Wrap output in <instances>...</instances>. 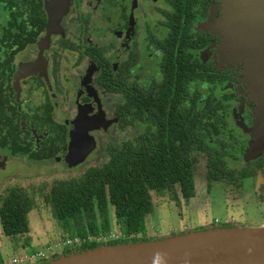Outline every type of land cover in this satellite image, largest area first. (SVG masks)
<instances>
[{"label": "flooded vegetation", "instance_id": "af4514ba", "mask_svg": "<svg viewBox=\"0 0 264 264\" xmlns=\"http://www.w3.org/2000/svg\"><path fill=\"white\" fill-rule=\"evenodd\" d=\"M221 10L222 0H0V169L18 157L74 169L96 151L101 136L135 124L143 126L139 136L143 121L122 123L128 93L139 99L142 90L163 81L164 72L191 66L197 77L181 92L180 106L188 107L192 94L200 109L207 100L215 105L216 136L228 148L216 155L224 173L210 181L206 153L197 152L204 157V187L223 184V209L227 195L251 201L253 192L252 206L264 205V150L249 151L253 102L237 82L239 65L222 64L216 55ZM79 112L107 123L87 131L94 149L68 168L61 159ZM210 146L219 151L216 142Z\"/></svg>", "mask_w": 264, "mask_h": 264}, {"label": "trees", "instance_id": "16d2710c", "mask_svg": "<svg viewBox=\"0 0 264 264\" xmlns=\"http://www.w3.org/2000/svg\"><path fill=\"white\" fill-rule=\"evenodd\" d=\"M197 72L191 66L190 71H166L163 81L142 90L139 99L128 93L127 117L122 123L140 119L146 125L144 132L118 147L108 146V159L100 166L88 167L77 177L57 179L49 185L43 199L51 208L52 218L62 235L79 239L76 247L64 250L62 255L101 244L96 238L108 235L112 222L118 230L113 232L121 237L106 243L143 240L135 235L152 211V192L161 194L164 189L176 202L195 195L193 153H206L208 181L224 173L222 160L216 156L228 149L226 141L216 136L218 108L207 100L200 109L194 94L188 107L180 106L181 92L196 79ZM212 142L219 145V151L211 148ZM31 205L33 200L21 187H9L0 196L1 234L11 238L25 235ZM22 247L32 252L26 236ZM56 257L53 254L52 258Z\"/></svg>", "mask_w": 264, "mask_h": 264}, {"label": "rangeland", "instance_id": "374dc122", "mask_svg": "<svg viewBox=\"0 0 264 264\" xmlns=\"http://www.w3.org/2000/svg\"><path fill=\"white\" fill-rule=\"evenodd\" d=\"M225 1L224 3L222 0L221 17L215 22L214 29L218 30L220 33L218 45L223 47V45L226 44L223 51L231 55L235 54L240 47H238L239 44H237V46L234 45L235 41L231 42V45H234L233 48H231L229 44V32L230 26L234 22V13L230 11L228 0ZM231 1L234 3L240 2V0ZM259 10L260 9H257L258 12ZM223 13H226L229 17V22L226 26L222 23ZM253 13H256V10H253ZM231 32L236 36L233 29ZM216 55L222 61V64L239 65V78H237V82L244 86L245 91H248L249 98L253 102V110L255 104L258 103L262 105V110L259 109L258 117L262 120L261 128L263 129H261L260 132L263 134L262 136H264V85L260 84L258 77H256L257 79L254 81L249 79V83L245 80L244 63L241 60L224 61L221 58L222 56L219 55L218 48L216 49ZM250 55L251 50L249 49V57ZM144 74L145 73H142L141 76ZM194 86L197 87L201 93L206 92L204 86L198 84ZM253 119H255V113H253ZM236 121L237 120L234 119V122L242 128L244 123ZM244 126L245 128H249L246 125ZM142 129V125L135 124L126 127L124 131L114 130L110 134L101 136L96 151L88 156L82 165L74 169H67L62 164L54 161L35 163L26 161L25 159L23 160L20 157L9 160L6 166L0 169V196L9 187L19 186L29 194L33 200V205H31L27 212V232L25 235L21 234L20 237H15L19 240L18 243H22L26 236L29 239L32 251L41 250L44 252L46 258H52L53 254L60 256L64 250L76 247L79 243L72 246L70 244L64 245V241L66 238H69V236L61 234L60 226H58L56 220L52 218L51 208L48 203L44 201L43 194L54 180L77 177L88 167L100 166L108 159L106 149L108 146L118 147L122 142L132 140ZM262 138L264 144V137ZM249 151L252 152V149ZM259 151L260 150H257L253 155L258 154ZM192 156L194 160L195 195L187 201L179 198L178 202H176L172 199V193L166 192L164 189L161 194L157 192L158 194L156 195L152 192V211L144 217L142 230L135 235V238L143 240L163 238L173 234L214 226L217 221L220 224L222 222H231L235 226L246 228L264 224V205L258 206V208L256 205L252 206L255 197L254 192L250 194L251 201H249V197L242 199L241 196L227 195L226 209L218 206L220 205V199L218 200L219 191H221L220 193L223 197L225 195L223 193V184L218 185L219 187L214 186V189H210V191L209 188L206 189L205 182L201 177L204 171V157L197 153ZM221 200L223 202L222 198ZM110 219L112 221V217H110ZM110 225L111 230L108 235L113 231H118L114 228L113 222ZM106 239L105 237V239L101 240V244H107L105 242ZM17 240L4 236L0 232V260L2 259L0 262H4L12 256H15L11 254L12 250L10 246L15 244ZM20 253H23V251ZM18 254H16V256H18ZM39 262L40 261H35V264ZM30 264L34 263L32 262Z\"/></svg>", "mask_w": 264, "mask_h": 264}, {"label": "water", "instance_id": "95a60500", "mask_svg": "<svg viewBox=\"0 0 264 264\" xmlns=\"http://www.w3.org/2000/svg\"><path fill=\"white\" fill-rule=\"evenodd\" d=\"M228 3L234 13L229 44L231 48L239 44L240 48L230 55L223 51L226 44L223 47L218 45L219 55L224 61L241 60L245 80L249 83V79L254 81L258 77L260 84L264 85V0H240L239 3L228 0ZM228 19V15L223 13L225 26ZM232 41H235L234 45H231ZM259 109L262 110V105L255 104V119L249 128V133L255 138L251 146L253 153L264 149ZM106 123L100 118H86L79 112L70 122L66 153L61 159L66 167H74L84 161L95 147L93 137L87 131ZM242 129L247 130L244 125ZM40 264H264V227L207 226L158 239L99 244Z\"/></svg>", "mask_w": 264, "mask_h": 264}, {"label": "built area", "instance_id": "2783aa9c", "mask_svg": "<svg viewBox=\"0 0 264 264\" xmlns=\"http://www.w3.org/2000/svg\"><path fill=\"white\" fill-rule=\"evenodd\" d=\"M105 237L107 238L106 240H109V239H119L121 237L120 233L119 232H112L110 233L109 235L107 236H99L96 238L97 241L99 242H102L101 240L105 239ZM88 240H91L90 237H88ZM79 243V239L77 237H73V238H66V240L64 241V245H74V244H78ZM70 249V248H68ZM51 257L49 258H46L44 252H42L41 250H36V251H32L30 253L28 252H24L23 253H20L18 254V256H12L11 258L7 259L6 261L4 262H0V264H30V263H35L40 261V262H43V261H46L47 259H50Z\"/></svg>", "mask_w": 264, "mask_h": 264}, {"label": "crops", "instance_id": "0c3cea01", "mask_svg": "<svg viewBox=\"0 0 264 264\" xmlns=\"http://www.w3.org/2000/svg\"><path fill=\"white\" fill-rule=\"evenodd\" d=\"M14 239H16L17 240V238H14ZM18 241L19 240H17V242L15 243V244H12L11 246H10V249L12 250V255H16V254H18V253H20L21 251H26L25 250V248L24 247H22V243H18ZM11 255V256H12ZM2 260V259H1ZM0 260V261H1Z\"/></svg>", "mask_w": 264, "mask_h": 264}, {"label": "bare ground", "instance_id": "6f19581e", "mask_svg": "<svg viewBox=\"0 0 264 264\" xmlns=\"http://www.w3.org/2000/svg\"><path fill=\"white\" fill-rule=\"evenodd\" d=\"M262 226L264 227V224H262Z\"/></svg>", "mask_w": 264, "mask_h": 264}]
</instances>
